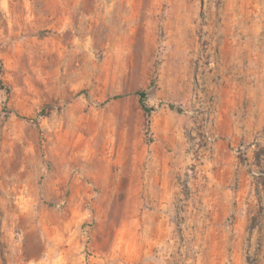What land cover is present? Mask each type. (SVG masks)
Listing matches in <instances>:
<instances>
[{"label":"rangeland","instance_id":"374dc122","mask_svg":"<svg viewBox=\"0 0 264 264\" xmlns=\"http://www.w3.org/2000/svg\"><path fill=\"white\" fill-rule=\"evenodd\" d=\"M261 2L0 0V264H264Z\"/></svg>","mask_w":264,"mask_h":264},{"label":"clouds","instance_id":"9594fccd","mask_svg":"<svg viewBox=\"0 0 264 264\" xmlns=\"http://www.w3.org/2000/svg\"><path fill=\"white\" fill-rule=\"evenodd\" d=\"M260 8L262 9L261 12L256 13L255 15L258 17V21H264V0L260 3ZM179 85H177V88ZM256 91H260L259 88L256 89ZM254 95L255 93H251ZM216 99L212 102L213 103V108L212 111L216 112L217 108L216 105L221 104L223 98L219 94H215ZM207 102L206 97L204 99L200 98L199 96L194 97L192 104L194 106V110H197L199 108H202L203 105ZM146 103H150V101H146ZM235 109H229V111L226 113L227 119L229 121V126L231 128V133H235L236 137L240 136H245L248 139V142L250 143L252 139L258 135H261L259 133V130L257 128L252 127V121L250 117L248 116L247 113H244V115L241 117L240 120H237L236 117H233L231 115V112L234 111ZM246 121L243 125V130L241 131V122ZM231 133H229L231 135ZM206 159V157H205ZM189 163H194L191 158H189ZM215 163V161H213Z\"/></svg>","mask_w":264,"mask_h":264},{"label":"trees","instance_id":"16d2710c","mask_svg":"<svg viewBox=\"0 0 264 264\" xmlns=\"http://www.w3.org/2000/svg\"><path fill=\"white\" fill-rule=\"evenodd\" d=\"M138 96H139V102H140V105H141L142 109H143L146 113L150 114V113L152 112L153 108H151V107L146 103V101H147V91H146V90H140V91L138 92ZM170 106L173 108V105H170Z\"/></svg>","mask_w":264,"mask_h":264}]
</instances>
